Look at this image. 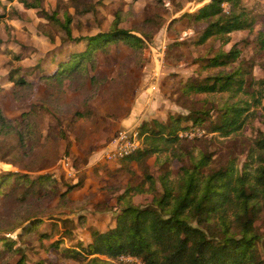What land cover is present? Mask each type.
Returning <instances> with one entry per match:
<instances>
[{"label":"rangeland","instance_id":"obj_1","mask_svg":"<svg viewBox=\"0 0 264 264\" xmlns=\"http://www.w3.org/2000/svg\"><path fill=\"white\" fill-rule=\"evenodd\" d=\"M210 1L35 0L39 6L28 8L20 0H0V111L9 120L0 121V264L20 259L28 264H93L90 256H68L63 249L87 244L90 228L114 225L116 196L128 185L149 186L141 162L109 157L124 132L137 131L142 146L139 127L146 120L187 115V105L211 112L202 115L207 120L203 125L180 131L181 144L160 153L161 164L156 155L149 156L147 172L158 175L160 165L161 170L169 166L175 177L187 161L177 150L185 152L191 144L210 152L216 167L232 161L239 173L246 167L254 171L253 140L264 131V50L254 38L264 30V0H242L256 20L252 31H233L225 44L221 35L196 43L205 23L194 25L189 14ZM222 5L229 9L228 3ZM42 9L55 12L61 22L69 13L76 38L107 32L117 17L118 28L144 43L134 48L121 40L102 41L92 58L80 60L79 67L71 64L65 78L48 80L41 76L56 71L62 59H69L66 52L83 42L66 41L63 27ZM233 46L239 58L227 67H244L249 92L233 100L249 107L240 118L241 128L226 136L210 128L218 123V106L229 94L190 98L179 91V82L197 77V58ZM23 78L31 84L16 83ZM187 120L183 123L191 125ZM151 199L137 194L134 202ZM54 224L71 232L58 248L51 243L60 234L50 239L42 233ZM255 225L262 234L257 244L264 259V212Z\"/></svg>","mask_w":264,"mask_h":264},{"label":"trees","instance_id":"obj_2","mask_svg":"<svg viewBox=\"0 0 264 264\" xmlns=\"http://www.w3.org/2000/svg\"><path fill=\"white\" fill-rule=\"evenodd\" d=\"M20 1L28 8L39 6L35 0ZM223 2L228 3V10L223 7ZM42 10L47 19L60 23L67 34L66 41L83 42L81 48L66 52L69 59H62L56 71L41 76L48 80L65 78L64 74H69L71 64L79 67L80 60L92 58L103 42L121 40L134 48H140L144 43L140 36L118 28L117 17L107 32L76 38L72 33L69 13L61 22L55 12L49 14ZM189 15L193 17L194 25L196 22L205 23L197 33L196 43H204L214 35H221L224 44L228 43L231 32L252 31L256 22L242 0H211L195 14ZM254 40L256 46L264 50V30L260 29ZM238 54L239 50L233 46L231 50H219L206 59L197 58V77L179 82V91L190 98H208L217 92L229 94L218 106L221 111L217 115L218 123L210 128V131H219L226 136L241 128L240 118L249 107L248 102L242 106L240 100H233L243 92L245 95L249 93L243 76L246 73L244 67L240 64L227 67L239 58ZM16 83L31 84L24 78ZM184 108L188 111L187 115L170 113L166 120L153 118L142 122L139 127L142 146L122 159L141 162L149 186L128 185L119 192L116 196L118 210L114 216L115 226L103 231L90 228V241L66 246L63 249L66 255L90 256L93 264L129 263L121 261V255L134 256L142 264H264L257 244L262 234L255 225L264 212V131H259L253 140L256 166L252 173L246 171V165L239 173L232 161L216 167L212 154L199 149L196 144H191L185 152L177 150L179 158L184 160L186 157L187 161L180 165L175 177L171 176L169 166H163L161 170L160 165L158 175L147 172L149 156L156 155L161 164L160 153L181 144L184 136L180 131L203 125L207 120L202 115L211 114L209 109L202 111L188 105ZM185 119L192 124L183 123ZM1 120L9 122L0 111ZM162 164L165 165L166 161ZM144 193L152 195L150 202H134L137 194ZM59 229L60 226L54 224L49 232H42L43 238L50 239L56 233L60 234L61 238L52 242V247H60L63 237L71 233L66 227ZM16 264L28 263L20 259Z\"/></svg>","mask_w":264,"mask_h":264},{"label":"built area","instance_id":"obj_3","mask_svg":"<svg viewBox=\"0 0 264 264\" xmlns=\"http://www.w3.org/2000/svg\"><path fill=\"white\" fill-rule=\"evenodd\" d=\"M124 133L125 134H122L117 140L116 148L109 153V155L112 154L111 156H109L110 158L112 156L118 158H124L127 155L133 153L136 149L140 147L137 131H133L131 133H127V132ZM119 259L124 262L138 261L136 257L131 255H121Z\"/></svg>","mask_w":264,"mask_h":264},{"label":"crops","instance_id":"obj_4","mask_svg":"<svg viewBox=\"0 0 264 264\" xmlns=\"http://www.w3.org/2000/svg\"><path fill=\"white\" fill-rule=\"evenodd\" d=\"M205 6V5H204ZM203 6H200V8H202ZM199 8V9H200ZM198 10V9H197ZM52 73V72H51ZM47 74H49V72L47 73ZM160 118H163V117H160ZM116 215V214H115ZM115 226V219H114V225H112V226H110V227H114ZM108 228V227H107ZM106 228V229H107ZM98 229V228H97ZM100 230V229H99ZM105 230V229H104ZM103 231V230H102ZM90 241V238H89V240H88V242Z\"/></svg>","mask_w":264,"mask_h":264}]
</instances>
